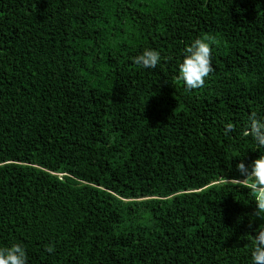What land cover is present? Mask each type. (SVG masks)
Instances as JSON below:
<instances>
[{
	"label": "trees",
	"instance_id": "trees-1",
	"mask_svg": "<svg viewBox=\"0 0 264 264\" xmlns=\"http://www.w3.org/2000/svg\"><path fill=\"white\" fill-rule=\"evenodd\" d=\"M198 38L213 71L187 90ZM146 48L155 69L132 62ZM253 112L264 0H0V248L27 264H251L264 221L249 227L236 165L261 155L240 136Z\"/></svg>",
	"mask_w": 264,
	"mask_h": 264
},
{
	"label": "clouds",
	"instance_id": "clouds-1",
	"mask_svg": "<svg viewBox=\"0 0 264 264\" xmlns=\"http://www.w3.org/2000/svg\"><path fill=\"white\" fill-rule=\"evenodd\" d=\"M182 61L179 64L177 79L183 82L187 90H194L205 85L206 78L213 71V52L211 40L202 38L195 39L191 45L187 46L182 53ZM159 51L146 48L142 53L134 56L132 62L141 69H155L161 62ZM233 131V125L228 123L225 134ZM241 138H250L255 146L254 151L261 153L260 157L251 164L250 168L244 162L236 165L243 181L250 182V194L256 203L255 211L250 214L251 227L252 221L257 218L264 221V118L256 113H251L243 126ZM243 182L239 179H231ZM255 236L250 252L251 264H264V223L255 229ZM52 251L51 248L48 249ZM0 264H27L26 249L19 244L10 247L0 248Z\"/></svg>",
	"mask_w": 264,
	"mask_h": 264
}]
</instances>
